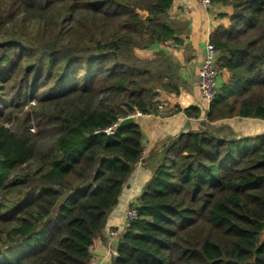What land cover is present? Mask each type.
<instances>
[{
    "label": "trees",
    "instance_id": "16d2710c",
    "mask_svg": "<svg viewBox=\"0 0 264 264\" xmlns=\"http://www.w3.org/2000/svg\"><path fill=\"white\" fill-rule=\"evenodd\" d=\"M175 3L0 0V264H90L141 158L151 176L137 219L108 235L112 264H264V132L229 123L264 121V0H214L209 107L179 103L168 47L193 60L206 36ZM160 93L187 130L146 156L141 117L101 132L158 115Z\"/></svg>",
    "mask_w": 264,
    "mask_h": 264
},
{
    "label": "crops",
    "instance_id": "0c3cea01",
    "mask_svg": "<svg viewBox=\"0 0 264 264\" xmlns=\"http://www.w3.org/2000/svg\"><path fill=\"white\" fill-rule=\"evenodd\" d=\"M223 8H220L217 5L213 6V9L209 11H204L202 9L200 0H176L174 8L171 10L170 14L173 18H176L180 21H189L192 30L194 33H197L198 30H202L205 38L209 31L216 26L218 20L217 15L221 13ZM213 12L215 15H213ZM206 39L201 43V51L204 49V44ZM196 55V54H195ZM193 60L182 61V75L185 80H188L192 84V89L197 88V79L193 80V65L191 64ZM186 67V71L183 69ZM196 92V91H194ZM199 92V90H198ZM172 96L175 97L174 94ZM167 101V100H166ZM168 106V105H167ZM172 109L165 107L163 111H160L158 115H146L142 117V130L144 132V154H149L153 147L158 142L159 136L165 135H174L178 133V129L187 130L186 121L188 118L183 113H176V115H170ZM243 121L245 133H255L257 131L264 132V121L256 119H232L229 123L237 128L236 126ZM247 121V122H244ZM186 122V123H185ZM254 122V123H253ZM185 123V126L184 124ZM164 124V126H163ZM250 124H253L251 127ZM151 176V171L147 165L138 166L132 175L131 179L128 182L127 187L125 188L118 206L115 211L112 213L109 226L106 231H104V239L98 240L94 245V258L98 264H112V257L109 254L110 241L108 236L109 228L113 226L120 225L125 217V212L128 206L138 200L141 194L146 190V184Z\"/></svg>",
    "mask_w": 264,
    "mask_h": 264
},
{
    "label": "built area",
    "instance_id": "2783aa9c",
    "mask_svg": "<svg viewBox=\"0 0 264 264\" xmlns=\"http://www.w3.org/2000/svg\"><path fill=\"white\" fill-rule=\"evenodd\" d=\"M200 3L203 10L206 12L213 9L214 0H200ZM217 56H218V50L216 49L215 45L207 38L204 44L203 58L198 71V79H197L198 81L197 85L200 96L203 98V100L206 101L207 107H209L210 103L212 102L214 98L215 90L218 86L219 73L216 66ZM156 101L159 111H163L167 106V101L164 99L162 93H160V95L156 98ZM143 116L145 115L140 110L135 109V112L133 114L128 115L127 117H134L136 119L138 117H143ZM125 118H119L118 122H116L115 124H113L112 126L106 129L101 130V132H104L106 134H114L118 129L120 122ZM142 159L143 158H141L138 163L139 166L143 164ZM138 214L139 213L136 206H128L125 212V217L123 222L120 225L109 228L108 235L110 236L112 241L119 239V237L126 231V229L131 226L132 222L137 219ZM91 249L93 251V248ZM116 255L117 253H115V256ZM90 264H98V263L95 260V258L92 257Z\"/></svg>",
    "mask_w": 264,
    "mask_h": 264
},
{
    "label": "rangeland",
    "instance_id": "374dc122",
    "mask_svg": "<svg viewBox=\"0 0 264 264\" xmlns=\"http://www.w3.org/2000/svg\"><path fill=\"white\" fill-rule=\"evenodd\" d=\"M203 9V8H202ZM208 13H211L212 14V12H208ZM213 15H215V13L213 12ZM168 49H172L173 50V52H174V54L177 56V59H178V61H184V57H183V52L179 49H175V48H173L172 46L171 47H168ZM196 53V55L194 56V59H193V61L191 62V64L193 65L192 67H193V72H192V75H193V80L196 78V79H198V71H199V68H200V65H201V63H202V58H203V50L201 51V49L199 50V51H196L195 52ZM185 67V66H184ZM183 71L185 72L186 71V67L183 69ZM187 82H188V84H189V87H187V91H186V93H183V95H182V97L180 98V101H179V103L182 105V106H187V105H190V102H193L194 104H196V105H199V106H201V107H207V103H206V101L205 100H203V98L200 96V93L198 92V89L196 88L195 90H194V88L192 89V84L191 83H189V81L187 80ZM197 83H198V81H197ZM219 84H220V81H219ZM219 86V85H218ZM194 91H196V92H194ZM184 98V100H181V99H183ZM165 100H167V105L168 106H166V107H168V108H170V109H172V112L170 113V115H176V113H178V108H177V106H176V99L174 98V96H171V97H168L167 96V98H165ZM172 106V107H171ZM146 116V115H145ZM144 117V116H143ZM142 118V117H141ZM187 123L189 122V120H187L186 121ZM185 122V123H186ZM239 122H241V123H239L236 127L237 128H235V127H233L231 124V126L233 127V129L235 130V131H237V132H239V133H243V132H245V131H243L244 130V127H243V125H244V123H243V121H239ZM244 122H247V121H244ZM185 123H183L184 124V126H185ZM254 123V122H253ZM188 125V124H187ZM187 125H186V127H187ZM253 124H250L249 126L251 127ZM163 126H164V124H163ZM181 131V129H178V132H180ZM243 131V132H242ZM167 136H171V135H165V136H159V138L157 139L158 140V142L156 143V145L153 147V149H156L158 146H160V142L162 141V140H164V138L165 137H167ZM152 149V150H153ZM151 150V151H152ZM145 156L147 155V154H144ZM144 165V162H143V164L141 165V166H143ZM116 247V245L114 244L113 246H112V250L111 251H109V254H110V256L111 257H113V256H115V253H117V249L115 248ZM114 252V253H113Z\"/></svg>",
    "mask_w": 264,
    "mask_h": 264
},
{
    "label": "water",
    "instance_id": "95a60500",
    "mask_svg": "<svg viewBox=\"0 0 264 264\" xmlns=\"http://www.w3.org/2000/svg\"><path fill=\"white\" fill-rule=\"evenodd\" d=\"M135 121H136V119H135L134 117H127V118L123 119V120L120 122L119 126H120V127L127 126V125H129V124L134 123Z\"/></svg>",
    "mask_w": 264,
    "mask_h": 264
}]
</instances>
